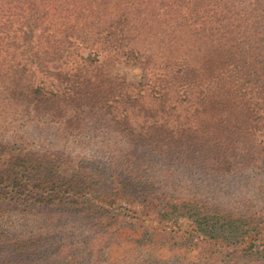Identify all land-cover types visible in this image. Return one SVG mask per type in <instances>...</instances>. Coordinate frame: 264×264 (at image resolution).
I'll return each mask as SVG.
<instances>
[{
  "label": "trees",
  "instance_id": "16d2710c",
  "mask_svg": "<svg viewBox=\"0 0 264 264\" xmlns=\"http://www.w3.org/2000/svg\"><path fill=\"white\" fill-rule=\"evenodd\" d=\"M243 2L0 0V264H264V205L255 194L238 210L173 195L127 167L136 156L122 148L109 160L86 159V180H63L57 170L75 155L41 149L33 133L9 125L74 111L71 125L106 118L148 162L170 157L196 186L213 174L223 182L259 175L264 61L237 51L251 30L259 34L264 0ZM192 18L203 20L197 31L184 26ZM103 55L124 59L151 88L113 96L94 71ZM148 90L158 94L149 107ZM211 102L221 105L211 131L161 114Z\"/></svg>",
  "mask_w": 264,
  "mask_h": 264
},
{
  "label": "rangeland",
  "instance_id": "374dc122",
  "mask_svg": "<svg viewBox=\"0 0 264 264\" xmlns=\"http://www.w3.org/2000/svg\"><path fill=\"white\" fill-rule=\"evenodd\" d=\"M249 1V0H247ZM246 0H244L242 5H245ZM247 8V5H245ZM235 10H239V8H235ZM63 15H66V12H63ZM60 22V20H59ZM57 22V24H59ZM203 20L200 22L196 18H192L188 20L187 24L184 26L189 30H196L202 25ZM256 27H259L256 29ZM253 29L258 30L259 34H252V30L248 33V37L246 38V43L240 44V48L237 53H241L240 57H245L246 59H250L253 62L254 56L257 60L264 61V23L262 22L258 26H253ZM255 30V31H256ZM49 34L53 33L52 27H50L47 31ZM39 34H41L39 32ZM47 35V33L45 34ZM251 35V36H250ZM95 50V48H93ZM85 49L83 51L84 56L89 54V51L94 54V50ZM255 55L253 54V52ZM80 57V56H77ZM94 57V55H92ZM97 58L94 60V63H97L98 59L103 60L101 66L94 69L97 71L100 78L107 80L105 82L104 87H107V91H109L113 96L118 98L120 97V92L122 93H138L141 89H144L146 86L143 85V82L140 83V75L133 71H131L130 65H124V59L117 58L113 55H109L106 58ZM214 58V52L211 56L210 63L208 66L212 68V61ZM70 61H75L71 60ZM83 61L82 58H79L78 61ZM64 63L61 59L59 63ZM93 63V64H94ZM212 70V69H210ZM219 72V69L217 70ZM207 73V72H206ZM206 74H203L201 77H205ZM38 77H42L40 73ZM148 77H151L149 75ZM141 88V89H140ZM148 89L151 87H147ZM145 102L147 107L153 106L155 99H157L156 91L148 90L146 93ZM116 94V95H115ZM155 106V105H154ZM221 107L220 103H201L199 106L192 107L191 105L180 106L172 113L170 112V106H167L166 111H161L162 115L170 116L175 121H192L199 128L205 127L209 131L213 130L216 127L215 119L217 117V110ZM160 106H158L159 108ZM197 109L201 111L199 116H197ZM203 110V112H202ZM15 110H11L10 115L13 114ZM257 115H260L258 113ZM69 118H73L74 120L78 119V115L75 114L74 111L70 113L63 114V116H55V115H41L38 119H30L29 116L18 121L12 122L9 125H19L18 127L21 132L25 133H33L36 137H38L37 141L42 147L41 149H45V146H49L50 144H54L57 147V151L61 154H73L75 155V163L65 167L60 166V169L57 170V174L60 176V179L70 180L73 175L77 177L75 179H84L89 178L91 173L90 167H85L86 159H92L95 157H99L101 161L109 160L110 157L115 150L122 148L124 151L129 150L128 153H132L136 156V161H128L126 163L127 167L134 166L142 177V180L148 182L150 185L151 182L156 184L155 187L166 186L170 189L173 195H180L181 193L196 195L199 199L206 200L210 204H216L224 208H232L235 210L236 205H239L242 201H247L250 203V200H254L255 194V202L260 203V205H264V171L259 175L253 177L254 174L248 173L242 175V177L227 179L224 182L222 179L218 178L215 174L209 175L207 177V182L199 184V186L194 185L195 183L190 182L191 178H184L179 175L178 169L176 168L178 165L177 161H173L170 157L166 159H161L160 161L154 160L153 163L148 162V154L143 149H139L136 147H131L127 145V140L121 134H119L116 130H113L110 126V122L106 118L100 117H88L83 118V125L78 128L74 125H71L69 122ZM260 125V123H259ZM264 125V124H263ZM82 127V128H80ZM259 137L264 139V131L258 132ZM10 133H7V137ZM19 135L21 133L19 132ZM195 150V146L193 147ZM135 150L139 151L136 152ZM119 156V153H114ZM199 154V153H198ZM116 156L117 158H119ZM138 158V159H137ZM64 162H58L59 165ZM158 165L157 168H153ZM198 164H200L198 162ZM152 175V179H149V176ZM194 179V178H192ZM141 180V181H142ZM211 186L210 189H205L206 187ZM225 184V185H224ZM206 186V187H204ZM225 186V187H223ZM216 189V191H215ZM218 190H223V193H218ZM198 191V193L196 192ZM245 210V208L243 209ZM124 247L113 246L111 251L115 254L117 252H121L122 250H126ZM177 247H174V250ZM171 264H176L173 260H171Z\"/></svg>",
  "mask_w": 264,
  "mask_h": 264
}]
</instances>
